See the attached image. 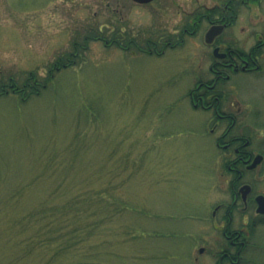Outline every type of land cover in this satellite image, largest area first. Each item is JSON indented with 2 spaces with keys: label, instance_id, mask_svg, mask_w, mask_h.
Returning <instances> with one entry per match:
<instances>
[{
  "label": "rangeland",
  "instance_id": "rangeland-1",
  "mask_svg": "<svg viewBox=\"0 0 264 264\" xmlns=\"http://www.w3.org/2000/svg\"><path fill=\"white\" fill-rule=\"evenodd\" d=\"M222 2L0 0V82L11 77L21 86L32 72L46 83L27 97L0 94V220L38 204L60 183L105 181L107 169L127 167L133 175L121 198L128 206L118 222L119 232L128 234L117 230L115 264H211L209 248L216 247L208 242L216 233L209 216L227 198L224 153L215 143L224 124L209 133L213 121L190 105L191 82L179 72L174 51L157 57L108 43L114 31L125 40L145 41L155 28H174L185 12ZM261 6L243 8L244 17L258 21ZM92 32L108 39L107 45L100 39L85 44ZM202 41H186V55L202 51ZM74 42L86 46L74 63L54 71ZM233 80L237 98L249 107L243 126L254 133L252 147L264 152V77L240 74ZM78 132L84 139L71 145ZM71 150L77 156L68 170L63 167ZM96 169L104 172L102 179L91 174ZM249 177L255 193H264V160ZM24 184L31 186L21 195L10 192ZM4 238L0 230V256L6 255ZM203 244L208 250L199 253ZM244 258L246 264H264V219L249 234Z\"/></svg>",
  "mask_w": 264,
  "mask_h": 264
},
{
  "label": "flooded vegetation",
  "instance_id": "flooded-vegetation-1",
  "mask_svg": "<svg viewBox=\"0 0 264 264\" xmlns=\"http://www.w3.org/2000/svg\"><path fill=\"white\" fill-rule=\"evenodd\" d=\"M256 3L262 5V16L253 22L244 17L243 8ZM119 12L122 13L121 10ZM185 14L174 28H155L145 41L137 37L125 40L120 33L109 43L100 35L93 39H100L105 45L115 44L121 50L132 48L135 54L161 57L171 50L181 60L180 70H183L179 72L182 76L187 75L191 82L187 97L192 108L208 113L209 120L213 121L208 129L210 134L224 124L215 143L224 153L227 198L215 204L209 216L216 233L215 238L208 242L210 247H216L209 248L213 259L211 264H246L244 255L249 245V234L264 219V213L256 210V196L264 193H255L254 181L249 176L264 160V152L252 147L254 133L250 127L243 126L249 107L237 98L233 77L240 74L264 77V0H223L221 4L212 6L201 4ZM212 26L219 27V30L215 29L213 34L206 36ZM197 37L199 41L203 40L202 51L186 55L183 50L186 41L195 44L199 42ZM189 38L192 39L189 41ZM85 40H88L87 36ZM75 47L76 42L73 49ZM77 54L74 50L65 59L58 57L52 69L68 66ZM39 87L42 84L38 82L37 75L30 72L21 86L11 77L8 83L0 82V94L14 92L27 96ZM257 156L259 162L251 167ZM252 208L254 215H251Z\"/></svg>",
  "mask_w": 264,
  "mask_h": 264
},
{
  "label": "trees",
  "instance_id": "trees-1",
  "mask_svg": "<svg viewBox=\"0 0 264 264\" xmlns=\"http://www.w3.org/2000/svg\"><path fill=\"white\" fill-rule=\"evenodd\" d=\"M113 33L111 40L117 37L115 31ZM86 36L89 40L99 35L92 32ZM84 41L86 44L85 38ZM85 46L77 43L74 50L78 52ZM51 76L49 73L48 78ZM40 89L43 88L32 93H38ZM79 133L71 145L84 139ZM71 153L63 167L68 170L77 156L72 150ZM54 157L48 156L49 160ZM107 171L105 181H90L87 177L77 182L60 183L38 204L14 210L1 219L0 230L7 235L3 246L6 244L7 248L0 261H12V264L22 261L32 264H67L68 261L73 264H115L118 256L114 247L118 244L117 230L120 236L128 234L126 230L119 232L118 214L128 206L121 198V189L133 171L127 167H113ZM102 173L101 169H96L91 174H98L102 179L105 176ZM30 186L20 185L10 192L17 197ZM102 255L109 258L106 263ZM74 257L79 259L73 261Z\"/></svg>",
  "mask_w": 264,
  "mask_h": 264
},
{
  "label": "water",
  "instance_id": "water-1",
  "mask_svg": "<svg viewBox=\"0 0 264 264\" xmlns=\"http://www.w3.org/2000/svg\"><path fill=\"white\" fill-rule=\"evenodd\" d=\"M135 2H138V3H147V2H150L151 0H133ZM219 30V27L217 26H212L209 28V30L206 32V36L210 35V34H213V31L214 30ZM259 160L258 157H256V159L254 160V162L251 164V166H253L257 161ZM257 201H258V208L257 210L260 211V212H264V196L263 195H258L257 196Z\"/></svg>",
  "mask_w": 264,
  "mask_h": 264
}]
</instances>
